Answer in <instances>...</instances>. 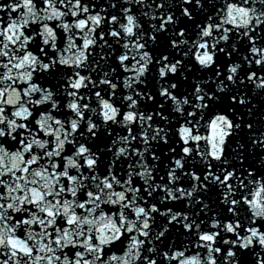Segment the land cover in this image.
<instances>
[{
	"label": "snow or ice",
	"instance_id": "1",
	"mask_svg": "<svg viewBox=\"0 0 264 264\" xmlns=\"http://www.w3.org/2000/svg\"><path fill=\"white\" fill-rule=\"evenodd\" d=\"M0 264H264V0H0Z\"/></svg>",
	"mask_w": 264,
	"mask_h": 264
}]
</instances>
